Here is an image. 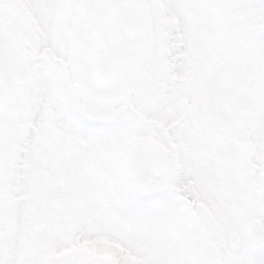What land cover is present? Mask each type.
Wrapping results in <instances>:
<instances>
[{"label":"snow or ice","instance_id":"snow-or-ice-1","mask_svg":"<svg viewBox=\"0 0 264 264\" xmlns=\"http://www.w3.org/2000/svg\"><path fill=\"white\" fill-rule=\"evenodd\" d=\"M0 264H264V0H0Z\"/></svg>","mask_w":264,"mask_h":264}]
</instances>
